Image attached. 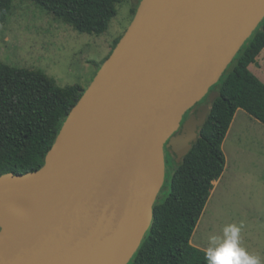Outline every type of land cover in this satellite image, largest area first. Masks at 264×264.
<instances>
[{"label":"water","instance_id":"obj_1","mask_svg":"<svg viewBox=\"0 0 264 264\" xmlns=\"http://www.w3.org/2000/svg\"><path fill=\"white\" fill-rule=\"evenodd\" d=\"M264 0H140L43 165L0 174V264H128ZM207 95L196 113H185ZM180 132L178 133V130Z\"/></svg>","mask_w":264,"mask_h":264},{"label":"trees","instance_id":"obj_2","mask_svg":"<svg viewBox=\"0 0 264 264\" xmlns=\"http://www.w3.org/2000/svg\"><path fill=\"white\" fill-rule=\"evenodd\" d=\"M30 1L79 32L100 34L107 30L117 13L116 4L122 0ZM139 1L132 8L133 15ZM12 2L0 0V23ZM263 49L264 18L210 88L217 96L191 149L178 163L172 153L166 154V165L172 169V173L166 169L168 193L161 201L156 199L151 224L128 264H205L204 250L190 239L212 182L224 171L222 143L236 110L242 108L264 124V82L249 69ZM85 89L79 84L62 87L41 70L0 61V174L40 168Z\"/></svg>","mask_w":264,"mask_h":264},{"label":"rangeland","instance_id":"obj_3","mask_svg":"<svg viewBox=\"0 0 264 264\" xmlns=\"http://www.w3.org/2000/svg\"><path fill=\"white\" fill-rule=\"evenodd\" d=\"M139 0H122L106 31L79 32L30 0H13L0 23V61L19 68L41 70L59 86L87 87L115 40L132 19ZM264 80V49L252 64ZM230 131V132H229ZM226 157L220 184L209 194L191 236V243L220 234L228 224H242L241 246L264 264V124L238 108L222 143ZM167 172L172 173V169ZM169 184L157 195L161 201ZM203 244V243H202Z\"/></svg>","mask_w":264,"mask_h":264},{"label":"clouds","instance_id":"obj_4","mask_svg":"<svg viewBox=\"0 0 264 264\" xmlns=\"http://www.w3.org/2000/svg\"><path fill=\"white\" fill-rule=\"evenodd\" d=\"M242 224H228L220 234L209 235L204 249L205 264H261L258 255L241 246Z\"/></svg>","mask_w":264,"mask_h":264},{"label":"crops","instance_id":"obj_5","mask_svg":"<svg viewBox=\"0 0 264 264\" xmlns=\"http://www.w3.org/2000/svg\"><path fill=\"white\" fill-rule=\"evenodd\" d=\"M258 59V57L256 58V60ZM253 63H251L250 65H249V69L256 75V76H258L263 82H264V80L260 77V75L259 74H257L254 70H253V65H252ZM228 132V131H227ZM230 132V131H229ZM224 152V151H223ZM225 159H226V157H225ZM226 164V163H225ZM220 179H222L221 178V175L217 178V179H215L213 182H212V184H213V191H216V189L215 188H217L218 186H219V184H220ZM209 198V197H208ZM207 203V202H206ZM197 241H195V243H191V240H190V243L192 244V245H194V246H196V247H198V248H200V249H205L207 246H205V244H204V241H203V238L202 237H200V238H197L196 239ZM203 243V244H202ZM207 245V244H206Z\"/></svg>","mask_w":264,"mask_h":264},{"label":"flooded vegetation","instance_id":"obj_6","mask_svg":"<svg viewBox=\"0 0 264 264\" xmlns=\"http://www.w3.org/2000/svg\"><path fill=\"white\" fill-rule=\"evenodd\" d=\"M207 102V95L200 101H198L193 107H191L183 116V121L188 118L191 114L196 113L197 108L201 105ZM180 132V129L178 130V133ZM172 153L175 157V154L172 152L170 147H167L166 145L164 146V156L166 158L167 153Z\"/></svg>","mask_w":264,"mask_h":264}]
</instances>
